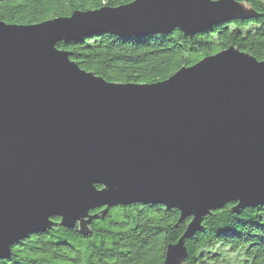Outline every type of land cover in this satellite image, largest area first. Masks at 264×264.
Wrapping results in <instances>:
<instances>
[{
    "label": "water",
    "instance_id": "obj_1",
    "mask_svg": "<svg viewBox=\"0 0 264 264\" xmlns=\"http://www.w3.org/2000/svg\"><path fill=\"white\" fill-rule=\"evenodd\" d=\"M255 11L235 0H132L39 23L0 20V259L21 239L116 205L190 217L162 264H183L205 215L264 204V60L234 46L144 84L105 81L59 42L105 32L192 36Z\"/></svg>",
    "mask_w": 264,
    "mask_h": 264
},
{
    "label": "trees",
    "instance_id": "obj_2",
    "mask_svg": "<svg viewBox=\"0 0 264 264\" xmlns=\"http://www.w3.org/2000/svg\"><path fill=\"white\" fill-rule=\"evenodd\" d=\"M132 0H0V20L30 25L73 11L116 7ZM244 2L256 13L228 16L192 36L173 29L164 34L117 36L95 32L59 42L81 69L115 83L150 84L168 78L183 66L234 46L264 60V0ZM235 202L210 211L201 228L185 240L183 264H264V204L232 211ZM91 212V211H90ZM89 224L65 228L53 217L44 232L31 234L11 247L0 264H162L166 246L183 234L190 217L178 223L179 212L158 204L116 205Z\"/></svg>",
    "mask_w": 264,
    "mask_h": 264
},
{
    "label": "flooded vegetation",
    "instance_id": "obj_3",
    "mask_svg": "<svg viewBox=\"0 0 264 264\" xmlns=\"http://www.w3.org/2000/svg\"><path fill=\"white\" fill-rule=\"evenodd\" d=\"M94 212V210H92L90 213Z\"/></svg>",
    "mask_w": 264,
    "mask_h": 264
}]
</instances>
